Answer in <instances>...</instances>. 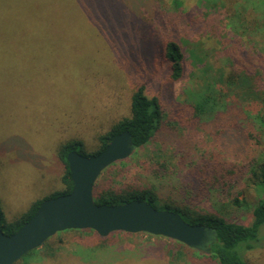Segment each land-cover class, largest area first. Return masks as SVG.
Listing matches in <instances>:
<instances>
[{
  "label": "rangeland",
  "instance_id": "1",
  "mask_svg": "<svg viewBox=\"0 0 264 264\" xmlns=\"http://www.w3.org/2000/svg\"><path fill=\"white\" fill-rule=\"evenodd\" d=\"M145 1L144 12L132 0H0V209L6 219L62 188L58 140L77 136L93 147L96 129L129 113L136 85L157 98L159 127L148 143L98 176L105 185L145 186L172 201L183 196L207 158L242 162L260 148L240 128L254 129L245 110L264 115V0H205V6L199 0ZM166 38L182 50L177 78L161 55ZM232 61L238 73L252 75L253 100L243 99L241 79L229 86L218 82L237 78ZM214 81L233 94L226 109L236 116V131L220 134L221 124L205 116L189 120V102L205 98ZM70 124L77 130L60 131ZM263 192L241 180L232 196L211 190L196 204L249 224L252 203ZM57 236L63 245L48 261L30 257L22 264H216L202 250L163 236L114 235L113 243L94 250L83 245L93 241L87 234ZM249 242L253 248L243 250L241 242L237 254L244 259L243 250L248 264H264V224Z\"/></svg>",
  "mask_w": 264,
  "mask_h": 264
},
{
  "label": "trees",
  "instance_id": "2",
  "mask_svg": "<svg viewBox=\"0 0 264 264\" xmlns=\"http://www.w3.org/2000/svg\"><path fill=\"white\" fill-rule=\"evenodd\" d=\"M132 1H134V4L138 6V8L144 10V12L146 9H148L147 7L149 6V3L147 1L139 0V4L137 3V0ZM77 2L78 1L75 2V5ZM212 2L214 5L215 2ZM199 3H202L204 6L207 4L205 0H199ZM151 7L154 9L153 5H151ZM214 7H216V5H214ZM156 11L157 10L154 12L153 10V15L156 18L154 21L157 22L159 15L156 13ZM139 15L141 18L142 13L140 12ZM140 18L139 20L142 23L140 28H148L145 26L147 25V22L144 21L143 17L141 19ZM145 31L147 30H140L139 32L144 33ZM139 35L142 36L143 34ZM160 50L162 57L168 63L171 77L177 78L181 70L180 60L182 58V50L178 42H176L174 39L168 40V38H166L163 47ZM230 69L234 71L235 75H237V78L232 77L230 80L227 79L226 82H223L222 78L219 77L218 82L220 81L221 83L219 84L229 86L241 79V81L244 82L243 86H245L247 95L244 96L243 99L246 101L253 100L252 97H254L257 91L254 90L255 86L251 83V81L254 82L251 78L252 75L240 74L243 73L242 69H240L241 72L238 73V69L234 66L233 61ZM219 84L216 81L210 83L209 86L205 87V98H200L198 100L189 102V113L191 116L189 120L199 122L198 120L204 119L203 116H205L207 119L213 120L214 122L218 121L221 124V129L216 127V129H218V133H223L222 130L225 128L228 130V132H233L238 130L237 128L239 127L236 124L239 123L231 121L232 119H236V116L229 109H226V106L231 105L229 102L231 101L233 94L223 92V90L219 87ZM234 104L235 103L232 102V105ZM221 113L224 114V123L220 122L222 119ZM245 113V120L248 121L250 126H254V129L251 130V127L248 128L250 130H242V127L240 129L241 131H246L247 136L252 137L255 143L259 144L260 148L255 150L254 156L247 159L243 158L241 159L242 162L216 159L215 157H212V159H205L206 161L204 164H201L197 168V177H193L189 185L184 187L185 191L183 196L181 198H175L172 201H161L153 189L145 186L128 184L124 185V187H116L112 186V184L105 185L104 181L96 179L92 189L94 202L97 204L111 205L123 203L131 199H143L150 203L155 209L160 208L174 211L178 213L184 221L190 224H203L211 228L213 232L209 236V240L202 248H195L202 250L206 254L205 257L207 259L213 261L216 264H248L245 261V253L242 254V252L243 250H249L253 248L254 244L249 241L257 239L259 227L264 224V192L257 195L252 203V219L249 224H242L237 221L229 220L217 213L201 211L199 208H197L196 204L211 190H219L222 193H225L227 196H232L233 189L241 180H250L252 183L256 184L257 187L262 188L264 191V115H251L248 109L247 111L245 110ZM160 117L161 111L157 98L155 96H148L145 94L142 85H136L130 94L129 113L127 115H122L113 122L111 121V123L104 129H96L93 137V147L87 148V146L84 144V138L77 136H70L64 140L59 139L58 145L55 147V151L57 152V157L63 163V170L60 175L62 188L42 198L33 200L27 210L20 213L11 220L6 219L4 217L3 211L0 209L1 231L4 234L12 233L34 213L38 204L43 199L69 192L72 182L69 177V171L65 159V155L68 151L75 150L86 156L97 154L104 148L113 135L121 132L122 130H127L131 134L134 148L143 146L149 142L151 137L157 131ZM255 124L259 126L256 127ZM61 128L63 130V127ZM66 129L77 130V125L70 124L63 131H60L65 133ZM58 137H60V135ZM118 161H115L106 167L102 172L107 171ZM162 168L163 165H161L159 170ZM234 202L236 204L237 200L235 199ZM69 231L87 234V240L93 239V241L90 240V242H83V245H87L91 248L90 250H94L97 247H106L109 243H113L114 235L143 234L151 236V234L144 232L130 233L124 231H114L106 236H100L95 231L88 228L66 229L50 236L39 247L27 251L13 264H17L18 262H21L22 264L23 261H26V259L30 257H34L37 260L40 259L48 261V258L56 253L58 248L63 245V240H61L57 235L59 233ZM55 235L57 236L56 240L52 239ZM168 240L174 243H180L175 240ZM241 242L245 243L241 252V256L245 260L242 259L236 251V247Z\"/></svg>",
  "mask_w": 264,
  "mask_h": 264
},
{
  "label": "water",
  "instance_id": "3",
  "mask_svg": "<svg viewBox=\"0 0 264 264\" xmlns=\"http://www.w3.org/2000/svg\"><path fill=\"white\" fill-rule=\"evenodd\" d=\"M134 149L127 130L113 135L94 155L70 150L65 159L72 182L69 192L43 199L34 213L10 234L0 229V264H13L27 251L66 229H92L100 236L114 231L144 232L202 248L213 231L203 224H190L174 211L155 209L143 199L119 204H97L93 184L115 161L127 158Z\"/></svg>",
  "mask_w": 264,
  "mask_h": 264
},
{
  "label": "flooded vegetation",
  "instance_id": "4",
  "mask_svg": "<svg viewBox=\"0 0 264 264\" xmlns=\"http://www.w3.org/2000/svg\"><path fill=\"white\" fill-rule=\"evenodd\" d=\"M211 235V233L209 234V236Z\"/></svg>",
  "mask_w": 264,
  "mask_h": 264
}]
</instances>
